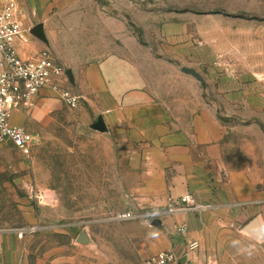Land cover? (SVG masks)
<instances>
[{
    "label": "rangeland",
    "instance_id": "374dc122",
    "mask_svg": "<svg viewBox=\"0 0 264 264\" xmlns=\"http://www.w3.org/2000/svg\"><path fill=\"white\" fill-rule=\"evenodd\" d=\"M16 2L28 33L45 27L48 42L30 33L29 44H41L65 67L89 47L90 58H102L136 46L160 70L174 67L170 85L199 94L192 107H206L219 123L225 167L253 186L244 210L248 222L256 217L264 206V0ZM183 64L205 84L193 76L189 84L176 81L185 77ZM31 133L38 142L29 155L0 146V264H145L163 250L152 225L160 214L135 204L133 150L92 130L83 108L64 104L45 130ZM128 212L140 217L118 219ZM83 230L88 244L77 241ZM19 231L21 253L11 255L18 244L6 237Z\"/></svg>",
    "mask_w": 264,
    "mask_h": 264
},
{
    "label": "crops",
    "instance_id": "0c3cea01",
    "mask_svg": "<svg viewBox=\"0 0 264 264\" xmlns=\"http://www.w3.org/2000/svg\"><path fill=\"white\" fill-rule=\"evenodd\" d=\"M42 49L34 42L21 46L20 52L26 58ZM86 53L69 67L55 59L71 71L69 87L83 97L80 108L90 125L103 116L108 132L102 134L115 138L120 148L133 150L128 157L140 182L134 187L135 204L160 214L152 225L163 239L161 251L173 250L188 264H264V238L245 230L249 222L244 207L253 202L254 188L227 172L219 123L206 107H192V97L198 101L200 95L176 91L170 85L175 68L160 70L152 56L144 58L140 47L102 58H90V47ZM184 66L189 67L180 65L179 72L185 77L176 81L189 84L191 75L181 71ZM62 106L55 92L44 89L33 109L14 111L11 123L29 132L45 130L47 117ZM188 193L212 208L195 214L167 213L170 198ZM255 218L264 231V206ZM182 225L186 233L178 231ZM10 239L18 244L11 252L17 256L23 236L12 233L6 237ZM193 242L198 248L190 250Z\"/></svg>",
    "mask_w": 264,
    "mask_h": 264
},
{
    "label": "built area",
    "instance_id": "2783aa9c",
    "mask_svg": "<svg viewBox=\"0 0 264 264\" xmlns=\"http://www.w3.org/2000/svg\"><path fill=\"white\" fill-rule=\"evenodd\" d=\"M21 11L16 0H0V146L10 144L22 154L29 155L38 142V137L23 127L11 123L14 111L33 109L36 99L44 89L55 92L69 109L81 107L83 97L70 87L67 70L57 63L53 53L42 49L32 57H22L21 46L30 43V33L21 20ZM210 204L200 203L188 193L177 199L170 198L167 213L195 214L208 211ZM132 212L118 216V219H136ZM187 226L178 227L181 233ZM20 236L24 232L19 231ZM190 250L198 243L189 245ZM179 258L173 250L157 252L145 260V264H178Z\"/></svg>",
    "mask_w": 264,
    "mask_h": 264
},
{
    "label": "water",
    "instance_id": "95a60500",
    "mask_svg": "<svg viewBox=\"0 0 264 264\" xmlns=\"http://www.w3.org/2000/svg\"><path fill=\"white\" fill-rule=\"evenodd\" d=\"M30 33L37 38L38 40L47 43L48 39L45 33V27L43 23H40L38 25H36L35 27H33L30 31ZM181 71L189 74L191 76H193L194 78H196L199 82L205 84V80L202 78V76L193 68L190 67H182ZM67 75L70 79V81H72V73L70 70H67ZM90 128L96 132L99 133H107L108 132V128L104 122V118L103 116H99L97 118V120L90 125ZM154 224L158 223V220H155V222H153ZM246 232H248L249 234L253 235L255 238L258 239H262L264 238V231L262 229V226L260 224V221L258 218L253 219L252 221H250L247 226L245 227ZM77 241L79 243L82 244H88L90 241V238L87 234L86 231H82L81 234L79 235V237L77 238Z\"/></svg>",
    "mask_w": 264,
    "mask_h": 264
}]
</instances>
